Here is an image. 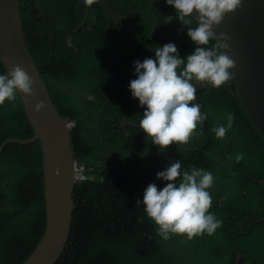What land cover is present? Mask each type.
Returning <instances> with one entry per match:
<instances>
[{"label":"trees","instance_id":"16d2710c","mask_svg":"<svg viewBox=\"0 0 264 264\" xmlns=\"http://www.w3.org/2000/svg\"><path fill=\"white\" fill-rule=\"evenodd\" d=\"M104 2L110 13L99 0H21L28 47L58 111L76 122L70 129L76 161L92 178L75 185L73 231L58 264H237L240 252L246 257L240 264H264V240L247 236L264 234V224H253L264 219V137L232 77L197 95L208 116L189 142L158 153L139 127L143 108L128 88L136 78L133 62L154 58L155 46L168 42L182 58L195 45L186 26L164 23L175 16L164 0ZM6 69L0 59V72ZM228 112L233 127L217 138L210 129L225 123ZM32 137L18 94L0 106V149L12 138ZM177 159L215 178L209 210L222 223L212 235L164 241L136 206L149 183L163 187L156 173ZM46 222L40 144H9L0 157V264H23Z\"/></svg>","mask_w":264,"mask_h":264},{"label":"clouds","instance_id":"9594fccd","mask_svg":"<svg viewBox=\"0 0 264 264\" xmlns=\"http://www.w3.org/2000/svg\"><path fill=\"white\" fill-rule=\"evenodd\" d=\"M164 3L175 10V16L164 17V23L175 20L186 26V34L195 47L182 58L176 44L168 42L155 46L154 58L133 62L136 78L130 80L128 88L143 108L139 127L157 146L158 153L165 152L171 144L178 148L187 144L197 125L207 119L208 113H202V106L195 102L196 86L220 87L233 76L230 70L235 64L225 51L230 50V37L223 32L217 36L214 28L240 8L242 0H164ZM194 10L197 18L193 16ZM192 20H196L194 27L190 26ZM33 85V78L19 65L0 72V106L14 102L20 93L32 96ZM44 106L40 101L35 104L34 111H40ZM233 122L234 116L228 112L225 123L215 125L210 132L223 138L232 129ZM242 159V153L235 155L236 162ZM85 177V182L76 184L92 180L86 172ZM156 179L165 182L163 187L158 189L155 182L149 183L143 199H138L136 206H143L145 215L155 224V231L162 240L167 241L173 235L191 240L204 234L212 235L221 226V220L209 210L212 206L209 189L215 179L211 171L194 166L182 168L181 160L177 159L158 171ZM236 221L242 229L238 216ZM258 223L264 224V219L253 221V224ZM247 236L264 240L262 232ZM239 259L244 260L238 255L237 263Z\"/></svg>","mask_w":264,"mask_h":264},{"label":"water","instance_id":"95a60500","mask_svg":"<svg viewBox=\"0 0 264 264\" xmlns=\"http://www.w3.org/2000/svg\"><path fill=\"white\" fill-rule=\"evenodd\" d=\"M100 2L110 13L106 3ZM21 9V0H0V59L7 69L19 65L34 80L32 96L20 93L34 137L8 140L0 149V157L9 144H40L47 222L43 237L23 264H58L73 231L77 162L70 127L58 111L28 47ZM193 16L197 18L195 10ZM214 32L230 37V50L225 51L235 64L230 70L232 80L245 109L264 136V0H242L241 7L225 17ZM208 88L212 87L197 85V95ZM40 101L45 106L34 111ZM239 258L245 256L240 252ZM240 263L239 259L237 264Z\"/></svg>","mask_w":264,"mask_h":264},{"label":"built area","instance_id":"2783aa9c","mask_svg":"<svg viewBox=\"0 0 264 264\" xmlns=\"http://www.w3.org/2000/svg\"><path fill=\"white\" fill-rule=\"evenodd\" d=\"M67 124L70 128H74L76 126L75 121H68ZM75 179L76 182H85L87 180L85 177V168L83 166L78 165V163L75 172Z\"/></svg>","mask_w":264,"mask_h":264}]
</instances>
